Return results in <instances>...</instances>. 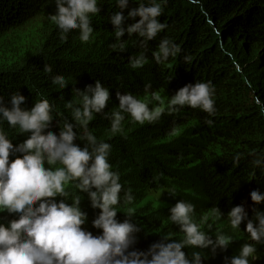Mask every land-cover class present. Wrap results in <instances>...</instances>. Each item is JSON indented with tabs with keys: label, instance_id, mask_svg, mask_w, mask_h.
Returning <instances> with one entry per match:
<instances>
[{
	"label": "trees",
	"instance_id": "1",
	"mask_svg": "<svg viewBox=\"0 0 264 264\" xmlns=\"http://www.w3.org/2000/svg\"><path fill=\"white\" fill-rule=\"evenodd\" d=\"M137 6L136 0H129L123 15L127 17L128 11ZM98 7L100 12L91 16L92 37L82 43L78 30L60 38L59 29L48 19L56 12L54 0H0V97L5 104L15 92L26 98L22 107L29 110L35 102L47 99L54 118L48 130L58 134L63 122L72 119L65 104L79 100L74 89L84 90L99 80L110 90L105 113L118 109L117 92H129L146 102L150 99L146 84H151L150 91L159 92L165 100V111L156 122L139 124L125 114L122 132L113 135L109 121L101 113L94 114L88 125L98 140L111 145L112 170L119 172L123 190L130 188L135 198L130 206H117V219L123 222L129 207L140 229L142 221L134 211L139 210L146 219L148 230L141 229L136 234L132 250L147 251L164 235L183 238L177 225L160 218L151 204L143 201L146 192L157 189L167 176L177 177L184 163L197 165L192 173L195 184L186 180L196 187L198 196L183 200L195 206L198 223L205 214L214 218L228 216L238 205L245 207L249 219L254 218V209L264 212V202L256 204L250 197L253 190L264 194V171L252 163L254 154L264 153V116L257 102L258 95L264 98V57L254 59L255 47L264 46V0H168L158 18L167 27L148 43L147 62L139 69H132L129 63L130 56L141 51L135 43L136 34L129 37L125 33L121 38L126 41V51L111 48L115 29L110 17L121 11L116 0H98ZM138 20L139 17L129 18L125 26ZM164 37L179 45L181 52L161 65L153 53ZM185 56L190 57V62H185ZM45 65L51 67V73L44 71ZM53 76L64 77L67 86L61 89L53 85ZM197 81H210L214 86L215 114L209 116L188 106L169 113L168 99L181 87ZM0 127L14 146L27 138V134L9 128L6 122ZM223 135L229 137L218 142ZM75 143L83 147L84 142L77 139ZM237 155L238 163L234 159ZM15 158L10 154V162ZM66 190L69 203L73 195L81 197V208L88 217L82 227L93 235L100 234L102 230L92 225L100 210L93 209L87 194L71 183ZM14 218L6 211L0 213V222ZM241 225V235L256 247L255 258L249 257L250 264H264V243L251 241L245 231L246 222ZM144 235L148 240H139ZM200 250L209 264H225V258L239 253L231 245L216 252L211 248Z\"/></svg>",
	"mask_w": 264,
	"mask_h": 264
},
{
	"label": "clouds",
	"instance_id": "2",
	"mask_svg": "<svg viewBox=\"0 0 264 264\" xmlns=\"http://www.w3.org/2000/svg\"><path fill=\"white\" fill-rule=\"evenodd\" d=\"M136 2L138 6L131 8L126 17L122 10L128 8L129 0H116L121 11L110 17L115 29L113 51H126V41L121 38L125 33L129 37L136 34L135 43L141 51L130 56L132 69L145 65L148 43L167 27L158 18L168 0ZM54 3L56 12L48 19L59 29L60 38L63 40L72 30H78L79 40L89 42L94 32L91 16L100 12L98 0H54ZM137 17L138 22L125 26L127 19ZM180 52L179 45L164 37L153 58L162 65ZM184 60L188 63L190 57L185 56ZM44 71L51 73L52 69L45 65ZM52 84L61 89L67 86L62 76H53ZM151 88V84L145 85V92L150 95L147 102L129 92H117L118 109L106 113L110 90L99 80L86 85L84 90L74 89L79 100L65 104L72 119L63 122L58 134L48 130L54 118L47 99L35 102L29 110L22 107L26 98L20 92L13 93L8 104L0 97V125L6 122L9 128L27 134L22 143L14 146L0 127V213L6 211L16 217L7 223L0 222V264H203L200 251L191 252L189 258L183 249L211 248L216 252L228 248L232 237L218 232L213 238L202 230L209 217L202 215L198 223L194 218L195 206L182 199L170 208L168 219L179 227L183 238L165 236L147 251L132 250L141 229L132 220L131 207L123 222L117 219V206H130L135 198L130 188L123 190L119 172L112 170L111 145L98 140L88 125L94 114L101 113L109 121L113 135L122 132L125 114L139 124L156 122L164 114L165 100ZM214 95L210 81L186 84L168 99L167 111L172 113L188 106L214 115ZM77 139L84 142L83 147L75 143ZM10 154L16 157L12 162ZM254 155L253 166L264 171V153ZM234 159L238 163L240 156ZM70 183L87 194L93 209L100 210L92 221L94 228L102 230L100 234L93 235L82 227L88 220L87 213L81 208L79 195H73L71 203L68 202L66 189ZM250 197L256 204L264 202V194L259 190H253ZM253 211L254 218L249 219L244 206L233 207L227 216L228 224L232 230H238L246 222L250 240L264 243V212ZM216 212L222 215L219 209ZM255 253V244L245 243L237 255L225 258V264H250L249 257L255 258Z\"/></svg>",
	"mask_w": 264,
	"mask_h": 264
},
{
	"label": "rangeland",
	"instance_id": "3",
	"mask_svg": "<svg viewBox=\"0 0 264 264\" xmlns=\"http://www.w3.org/2000/svg\"><path fill=\"white\" fill-rule=\"evenodd\" d=\"M262 47H264V46L259 45L258 47H255L257 51L255 52L254 59H260V58L264 57ZM244 51L246 52L247 49L245 50V48H244ZM247 52H249V51H247ZM262 67H264V63L262 64ZM257 98H258L257 102L260 104V110L262 111L263 116H264V101H263L264 98L261 97L260 95H258ZM228 137H229V135H223L218 139V142H223ZM188 138L192 139L191 135H189ZM184 164H185V166H183V168L179 171V173L177 174L178 175L177 177L173 178L170 175L167 176V178H165L166 180L163 182V184L160 183L157 189L152 190V191H147L145 194V199H144L143 203L149 202L151 204V207L153 208V210L156 211V214L158 216H160V218L165 217L166 220H169L168 216L170 215V208L172 206H174L178 200H181V199L183 200L184 198L190 197V196H192V197L198 196L196 193V187L192 186V185H188V181L186 180V179H190V181H192V183L195 182V175L192 173H193V170L195 169V166H197V165L192 164V162L184 163ZM175 168L177 169L178 167H175ZM192 183H190V184H192ZM171 192H174L175 194H173ZM134 214L139 220L142 221L140 223L141 229L148 230L145 228L146 219L143 217L142 212H140L139 210H136V211H134ZM205 215H207L209 217V219H208L207 223L202 224V230L207 231L210 235L213 236V238H215V235L218 232H223L224 234L232 237V240H231L229 245L237 248L238 250H240V248L243 244L248 243L249 239H247V237L245 238L243 235H241L242 233H241L240 229L232 230L230 228L226 215L224 217H221V218H214L209 214H205ZM209 225H211L210 228H209ZM242 226L243 225H240V227H242ZM156 234H158V232H156ZM159 234H161V233H159ZM146 236L147 235H144L143 238H141L139 240L147 241L148 237H146ZM165 236L166 235L161 236V237H165ZM204 250L205 249H203V251ZM183 251L188 256H191V252H193V251H200L201 254H203V252L200 249H193V248H187V247L184 248ZM202 260H203V264H209L208 261L206 262L204 254L202 256Z\"/></svg>",
	"mask_w": 264,
	"mask_h": 264
}]
</instances>
